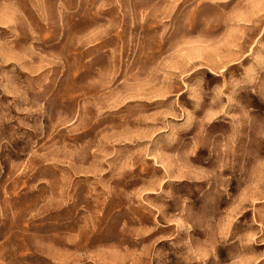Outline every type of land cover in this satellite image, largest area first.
Listing matches in <instances>:
<instances>
[{
    "label": "rangeland",
    "instance_id": "374dc122",
    "mask_svg": "<svg viewBox=\"0 0 264 264\" xmlns=\"http://www.w3.org/2000/svg\"><path fill=\"white\" fill-rule=\"evenodd\" d=\"M0 264H264V0H0Z\"/></svg>",
    "mask_w": 264,
    "mask_h": 264
}]
</instances>
